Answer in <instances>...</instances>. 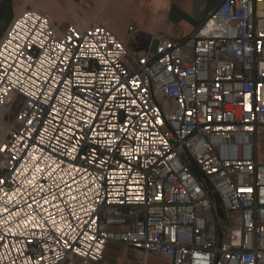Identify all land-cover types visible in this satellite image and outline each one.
<instances>
[{
	"label": "built area",
	"instance_id": "1",
	"mask_svg": "<svg viewBox=\"0 0 264 264\" xmlns=\"http://www.w3.org/2000/svg\"><path fill=\"white\" fill-rule=\"evenodd\" d=\"M262 34L264 0H220L128 61L101 24L18 13L0 40V264H104L110 242L264 264Z\"/></svg>",
	"mask_w": 264,
	"mask_h": 264
},
{
	"label": "crops",
	"instance_id": "2",
	"mask_svg": "<svg viewBox=\"0 0 264 264\" xmlns=\"http://www.w3.org/2000/svg\"><path fill=\"white\" fill-rule=\"evenodd\" d=\"M220 0H0V40L14 17L23 10H35L48 17L59 32L72 24L79 27L101 24L136 58L157 42L155 37L179 41L199 27ZM132 27L135 31H130ZM128 57V61H129ZM74 264H80L73 259ZM104 264H171L156 253L110 242Z\"/></svg>",
	"mask_w": 264,
	"mask_h": 264
},
{
	"label": "snow or ice",
	"instance_id": "3",
	"mask_svg": "<svg viewBox=\"0 0 264 264\" xmlns=\"http://www.w3.org/2000/svg\"><path fill=\"white\" fill-rule=\"evenodd\" d=\"M40 18L39 17H35V19L33 20V23L35 24L36 23V21L37 20H39ZM46 23V22H45ZM44 25H41V27H43ZM18 27H19V25H18ZM99 31H101L100 29H97V32H99ZM262 35H264V34H262ZM70 39H71V37H70ZM117 47L119 48L120 47V45H117ZM0 54H2V53H0ZM0 79H2V77H0ZM121 87H123V85H121ZM262 87H264V86H262ZM251 94H248V95H245V97H244V101H245V104H244V106H245V109L246 110H250V106H249V103H248V101H249V96H250ZM133 103H135V101H133ZM192 115V113L191 112H189V116H191ZM209 119H212V117H209ZM29 123H31V121H29ZM156 123H161V121L159 120V118L156 120ZM0 150H2V149H0ZM125 155H127V153H125ZM38 171H39V169H37ZM3 183V181H0V184H2ZM240 191L241 192H250L251 191V189H244V188H241L240 189ZM161 197L159 196V195H157L156 196V199H160ZM5 210H7V209H5ZM2 239H4V237H0V240H2Z\"/></svg>",
	"mask_w": 264,
	"mask_h": 264
},
{
	"label": "rangeland",
	"instance_id": "4",
	"mask_svg": "<svg viewBox=\"0 0 264 264\" xmlns=\"http://www.w3.org/2000/svg\"><path fill=\"white\" fill-rule=\"evenodd\" d=\"M156 46H157V42H154L153 44H152V46H151V51L152 52H155V50H156ZM129 57V59L130 60H132V59H134L132 56H128ZM158 100V102L159 103H161V101H160V99L158 98L157 99ZM169 107L171 108V105L169 104ZM12 113V112H11ZM194 170V172H196L197 174H198V170H197V168H194L193 169ZM215 201H216V203H219V201L215 198ZM77 259V258H76ZM79 262H80V264H81V261L79 260V259H77ZM62 264H69L68 262H64V263H62Z\"/></svg>",
	"mask_w": 264,
	"mask_h": 264
}]
</instances>
